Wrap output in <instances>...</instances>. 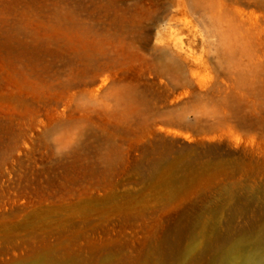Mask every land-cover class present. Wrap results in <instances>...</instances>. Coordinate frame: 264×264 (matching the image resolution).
I'll list each match as a JSON object with an SVG mask.
<instances>
[{
  "label": "rangeland",
  "instance_id": "374dc122",
  "mask_svg": "<svg viewBox=\"0 0 264 264\" xmlns=\"http://www.w3.org/2000/svg\"><path fill=\"white\" fill-rule=\"evenodd\" d=\"M192 2L0 0V264H210L264 230V0Z\"/></svg>",
  "mask_w": 264,
  "mask_h": 264
},
{
  "label": "bare ground",
  "instance_id": "6f19581e",
  "mask_svg": "<svg viewBox=\"0 0 264 264\" xmlns=\"http://www.w3.org/2000/svg\"><path fill=\"white\" fill-rule=\"evenodd\" d=\"M221 2L222 0H193L192 3H194L195 8L197 7L205 12V17L212 20L217 18V11L219 13L217 8ZM213 237V235L207 236L209 246L214 243L215 239ZM227 242L229 247L226 248V252L217 253L215 260L210 264H264V230L252 235H242L236 239H228ZM148 264L161 263L152 262Z\"/></svg>",
  "mask_w": 264,
  "mask_h": 264
}]
</instances>
